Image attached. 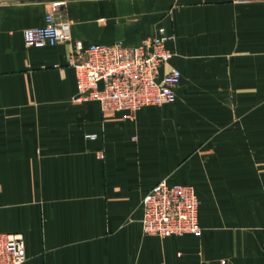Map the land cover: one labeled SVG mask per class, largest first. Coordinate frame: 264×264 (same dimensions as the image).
Listing matches in <instances>:
<instances>
[{
  "label": "crops",
  "instance_id": "crops-1",
  "mask_svg": "<svg viewBox=\"0 0 264 264\" xmlns=\"http://www.w3.org/2000/svg\"><path fill=\"white\" fill-rule=\"evenodd\" d=\"M53 1L0 0V233L25 264H264V0H63L85 44L174 37L177 102L134 117L74 101L70 45L26 46ZM161 181L196 189L199 236L143 231Z\"/></svg>",
  "mask_w": 264,
  "mask_h": 264
},
{
  "label": "built area",
  "instance_id": "built-area-1",
  "mask_svg": "<svg viewBox=\"0 0 264 264\" xmlns=\"http://www.w3.org/2000/svg\"><path fill=\"white\" fill-rule=\"evenodd\" d=\"M65 5L63 0L51 2L45 26L25 30L24 40L26 46L35 48L71 46L68 66L76 74L75 102H97L103 113L125 112L129 117L146 107L177 102L182 76L170 66L174 54L169 44L174 37L165 28L135 46L85 44L73 39L72 21L59 16ZM85 137L94 141L98 135ZM142 207V227L148 235L165 238L201 233L200 199L191 185L161 181L146 194ZM26 259L23 236L0 233V264H25Z\"/></svg>",
  "mask_w": 264,
  "mask_h": 264
},
{
  "label": "rangeland",
  "instance_id": "rangeland-1",
  "mask_svg": "<svg viewBox=\"0 0 264 264\" xmlns=\"http://www.w3.org/2000/svg\"><path fill=\"white\" fill-rule=\"evenodd\" d=\"M200 234H201V233H200ZM200 234H199V235H200ZM199 235H197V236H199ZM223 262H225V264H227V261H226V260H222V261H221V264H223Z\"/></svg>",
  "mask_w": 264,
  "mask_h": 264
}]
</instances>
